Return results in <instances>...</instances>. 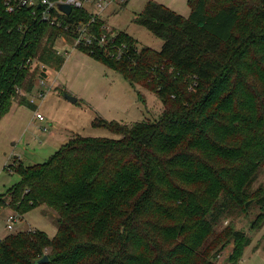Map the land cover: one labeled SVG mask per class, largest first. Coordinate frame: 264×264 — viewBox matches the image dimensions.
I'll list each match as a JSON object with an SVG mask.
<instances>
[{
    "label": "trees",
    "instance_id": "trees-1",
    "mask_svg": "<svg viewBox=\"0 0 264 264\" xmlns=\"http://www.w3.org/2000/svg\"><path fill=\"white\" fill-rule=\"evenodd\" d=\"M187 4L186 17L156 0L135 14L160 49L139 46L123 29H102L106 47H77L154 93L162 110L129 124L99 117L92 125L114 136L78 134L44 162L14 158L8 168L20 179L0 206L52 208L58 226L51 237L39 229L5 234L0 264H35L45 254L40 264H217L215 251L231 240L230 264L240 259L249 238L215 225L245 215L248 200L264 223V186L250 191L264 165V0ZM90 15L75 9L66 20ZM71 27L40 23L27 10L6 13L0 1V117L16 87L31 92L37 76L47 78L28 60L61 65L56 42L73 41Z\"/></svg>",
    "mask_w": 264,
    "mask_h": 264
},
{
    "label": "rangeland",
    "instance_id": "rangeland-1",
    "mask_svg": "<svg viewBox=\"0 0 264 264\" xmlns=\"http://www.w3.org/2000/svg\"><path fill=\"white\" fill-rule=\"evenodd\" d=\"M147 1L130 0L125 5L121 0L112 1L105 8L104 15H101L102 19H106V31L114 33L123 29L137 39L139 46L160 49V38L132 22ZM156 1L185 17L190 13L187 0ZM56 50L63 57L61 65L44 67L35 59L30 70L38 68L48 72L47 78H43V86L39 85L38 80L42 78L39 75L34 80V89L31 92L20 89L10 109L0 117V195H4L20 179L17 173L8 168L14 158H19L25 165L44 162L69 138L78 134L90 137L114 136L109 129L92 125L99 117L107 122L113 120L129 124L153 120L162 110L154 93L141 85L132 87L118 72L75 48L74 41L66 36L57 40ZM40 89L47 91L43 101L36 100L32 106L20 102L23 92L26 101H30L36 98ZM67 95L74 97L76 102L69 101ZM35 109L45 118L43 121L35 117ZM258 172L250 191L264 186V165ZM250 202L245 215H237L232 219L221 217L215 225L216 232L233 225L249 238L236 264H264V223L261 225V218L257 216L258 205L254 201ZM5 205L0 206V239L5 234L29 229L42 230L48 237L55 234L58 223L56 211L52 208L38 205L26 213H19ZM9 214L19 216L12 228L6 224ZM233 247L232 240L218 247L213 261L230 264Z\"/></svg>",
    "mask_w": 264,
    "mask_h": 264
},
{
    "label": "built area",
    "instance_id": "built-area-1",
    "mask_svg": "<svg viewBox=\"0 0 264 264\" xmlns=\"http://www.w3.org/2000/svg\"><path fill=\"white\" fill-rule=\"evenodd\" d=\"M3 6V10L6 13H14V11L27 10L30 15L33 17L35 21L40 23H46L50 26L56 28H62L65 31H69L70 27L72 28V32L74 33V44L75 48L78 46L84 47H92L94 45H98L100 47H106L108 44L109 37L108 35H113L114 33L105 31L107 34H102V29L106 30L107 25H99L96 26V19H101V15H104L105 8L109 7V5L114 0H0ZM120 1V0H119ZM124 0H121L123 2ZM66 4L70 7V13L73 10H84L88 12L90 15V19L86 21H78L75 24H70L66 20V16L69 14L65 13L61 9H59V4ZM99 29V31H97ZM101 30V31H100ZM37 60V59H36ZM35 59H31L27 61L29 68L31 65L36 62ZM44 66V65H43ZM39 85L43 86L44 79L40 78L38 80ZM17 93L21 92V88L16 87ZM47 91L39 90L36 98L28 100L29 103H36V100L43 101L47 95ZM23 96H26L23 92ZM35 117L39 120H44L45 118L42 116L40 112L36 109L34 110ZM17 215V214H16ZM13 214H9L6 218V224L8 228H12L14 223L17 222L19 216Z\"/></svg>",
    "mask_w": 264,
    "mask_h": 264
},
{
    "label": "water",
    "instance_id": "water-1",
    "mask_svg": "<svg viewBox=\"0 0 264 264\" xmlns=\"http://www.w3.org/2000/svg\"><path fill=\"white\" fill-rule=\"evenodd\" d=\"M59 9H61L62 11H64L65 13L67 14H70V7L66 4H59ZM67 99L71 102H76V99L74 97H71V96H66ZM250 200L246 201V207H248V205L250 204ZM1 241V239H0ZM48 262V256L45 254L43 255L42 257H40L39 259L36 260L35 264H40V263H46Z\"/></svg>",
    "mask_w": 264,
    "mask_h": 264
},
{
    "label": "crops",
    "instance_id": "crops-1",
    "mask_svg": "<svg viewBox=\"0 0 264 264\" xmlns=\"http://www.w3.org/2000/svg\"><path fill=\"white\" fill-rule=\"evenodd\" d=\"M129 1H130V0H129ZM24 215H25V214H24ZM21 217H22V216H21ZM23 217H24V216H23ZM23 217H22V218H23ZM4 236H5V235H4ZM4 236H3V237H4ZM3 237H2V238H3Z\"/></svg>",
    "mask_w": 264,
    "mask_h": 264
}]
</instances>
